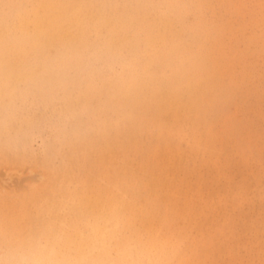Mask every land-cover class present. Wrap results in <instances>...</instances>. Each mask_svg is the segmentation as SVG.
I'll list each match as a JSON object with an SVG mask.
<instances>
[{"label": "rangeland", "instance_id": "1", "mask_svg": "<svg viewBox=\"0 0 264 264\" xmlns=\"http://www.w3.org/2000/svg\"><path fill=\"white\" fill-rule=\"evenodd\" d=\"M47 10L56 22L79 15L73 35L81 40L53 46L55 41L43 39L10 63L15 43L34 31L26 24L36 13L50 19ZM8 16L9 23L0 25V66L12 73L4 98L11 110L0 112V138L7 145L0 144V264L17 223L27 213L31 222L26 226L39 218L38 212L44 218L53 175L58 195L63 191L55 170L68 154L62 141L75 110L66 99L77 102L85 93L90 98L84 106L92 115L84 127H101L100 110L116 125L108 133L113 142L122 133L120 123L134 120L142 121L146 144L149 137L154 144L169 139L195 152V128L201 137L204 128L223 137L202 143L200 156L215 157L220 141L224 150L247 159L231 161L228 186L218 195L228 216L235 196L238 216L248 224L245 230L264 235V0H0V19ZM24 77L25 82L19 81ZM126 79L138 85L126 92L120 113L112 117L109 100ZM17 114L30 124L21 127ZM34 230L31 236L41 235L38 227ZM77 252L73 246L64 248L50 261L89 264ZM239 254L241 264H255L245 259L257 254L264 264V249L259 253L252 244L241 245ZM227 262L222 257L220 264ZM111 264H121L116 254ZM204 264L214 263L207 259Z\"/></svg>", "mask_w": 264, "mask_h": 264}, {"label": "bare ground", "instance_id": "2", "mask_svg": "<svg viewBox=\"0 0 264 264\" xmlns=\"http://www.w3.org/2000/svg\"><path fill=\"white\" fill-rule=\"evenodd\" d=\"M45 13L51 18L36 13L31 22L28 20L26 25L34 31L15 43L10 63L21 50L38 45L43 39L55 41L53 46L65 44L67 39H74V44L81 40L80 35H73L79 15L70 16L73 19L64 23L56 22V15L51 11ZM8 23L9 16L0 19L1 26ZM91 60L96 61L97 57ZM4 67V64L0 66V112L11 110V104L5 103L4 98L8 97L7 83L12 73L10 70L6 73ZM20 80L25 82L26 77ZM16 81L14 78L13 82ZM122 83L109 100L114 108L112 117L120 113L118 108L123 106L126 92L138 85L128 79ZM70 91L71 88L67 92ZM21 96L26 94L21 93ZM80 97L77 102H72L70 97L66 99L69 107L75 110L68 119L62 141L67 145L68 154L64 156L62 166L55 170L64 185L63 191L58 195V178L53 175L48 190L52 199L48 201L46 217L38 212L39 218L26 226L25 222H31L30 213H27L17 223L4 264H29L32 261L33 264H53L50 260L56 253L72 246L89 264H111L113 254L121 264H204L207 259L220 264L222 257L228 259L227 264L234 260L237 263L232 264H241V245L249 243L259 253L263 251L264 235H251L245 230L248 224L238 216L237 198L231 199L234 212L228 216L218 195L228 186L226 177L232 174L231 161L247 159L224 150L220 141L216 142L212 152L215 157L200 156L202 143L211 145L210 140L223 137L207 128H204L206 136L201 137L195 128L192 147H199L195 152L185 150L183 148L189 147L176 145L169 139L154 144L150 143L153 139L149 137L146 144L141 134L143 123L134 120L120 123L118 127L122 133L113 142L108 133L116 125L100 110L97 113L101 127L96 130L84 127L92 115L85 107L90 96L85 93ZM47 99L44 103H49ZM143 99L141 97L140 102ZM15 119L21 127L31 122L18 114ZM0 144L7 146L2 138ZM37 227L41 235L31 236ZM22 229L31 232L23 234ZM197 232L199 237H196ZM245 235L252 236L253 241L243 237ZM30 255L37 259L32 260ZM245 260L255 264L263 261L259 254Z\"/></svg>", "mask_w": 264, "mask_h": 264}]
</instances>
